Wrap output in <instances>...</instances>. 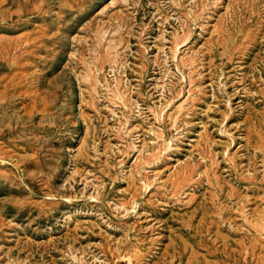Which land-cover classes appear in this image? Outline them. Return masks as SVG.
<instances>
[{"label":"rangeland","instance_id":"rangeland-1","mask_svg":"<svg viewBox=\"0 0 264 264\" xmlns=\"http://www.w3.org/2000/svg\"><path fill=\"white\" fill-rule=\"evenodd\" d=\"M0 264H264V0H0Z\"/></svg>","mask_w":264,"mask_h":264}]
</instances>
